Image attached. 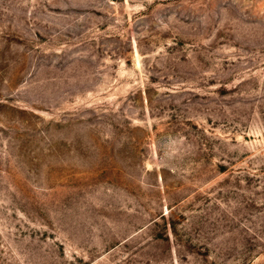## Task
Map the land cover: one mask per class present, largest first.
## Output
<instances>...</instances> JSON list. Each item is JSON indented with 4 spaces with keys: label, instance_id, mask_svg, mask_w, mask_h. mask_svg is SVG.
I'll return each instance as SVG.
<instances>
[{
    "label": "rangeland",
    "instance_id": "1",
    "mask_svg": "<svg viewBox=\"0 0 264 264\" xmlns=\"http://www.w3.org/2000/svg\"><path fill=\"white\" fill-rule=\"evenodd\" d=\"M0 264H264V0H0Z\"/></svg>",
    "mask_w": 264,
    "mask_h": 264
}]
</instances>
